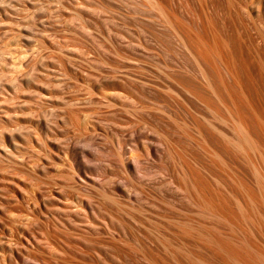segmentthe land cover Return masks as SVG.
<instances>
[{
    "label": "rangeland",
    "instance_id": "rangeland-1",
    "mask_svg": "<svg viewBox=\"0 0 264 264\" xmlns=\"http://www.w3.org/2000/svg\"><path fill=\"white\" fill-rule=\"evenodd\" d=\"M234 15L227 0H0V264H148L120 251L138 245L171 264L157 234L180 240L174 222L190 205L184 172L200 175L230 212L233 226L212 225L264 253V231L251 223L264 213V143L238 151L227 142L237 134V94L195 46L208 21L229 40L254 35ZM140 134L154 149L132 179L144 197L129 217L100 185L106 167L123 183L131 169L95 157L99 184L84 189L64 148L79 140L83 151L108 155L116 139L132 151ZM161 164L168 170L155 173ZM88 198L109 211H89ZM256 205L258 214L249 210Z\"/></svg>",
    "mask_w": 264,
    "mask_h": 264
},
{
    "label": "bare ground",
    "instance_id": "bare-ground-1",
    "mask_svg": "<svg viewBox=\"0 0 264 264\" xmlns=\"http://www.w3.org/2000/svg\"><path fill=\"white\" fill-rule=\"evenodd\" d=\"M257 3L258 2H254V0H227V4L231 10V14H235L234 16L236 17V20L235 18L234 20H238L239 25L249 24L253 29L254 35H250L249 38H246L245 40L243 39L245 38L246 34L243 33L245 34L243 36V34L239 32L241 31V29H239L238 31V23L236 24V22L234 24L237 26V28H235L236 26L234 27V32L237 33L238 31L239 33L236 35L233 32L234 35H236V37H234L233 39L231 38V35L230 38L233 41L229 40V37L224 38L217 33L215 26L211 21L206 22L203 33L205 35L200 33L198 35L196 34L195 36V46L200 47L197 49H200L198 52L196 50L197 58L203 60L212 69H218L219 71L224 72L223 74L226 75L230 82L228 84H225L224 81H221L222 86L224 87V89L229 90L230 93H232V91L234 90L237 94V101L234 102L236 103L234 111L235 115L234 118L232 117L236 122L235 129L237 134L235 133V138H232L233 140L230 139L227 140V142L238 151H243L247 147L256 148L264 143V8H262L261 3ZM235 29H237V31H235ZM249 33L251 34V31ZM241 36L243 38H241ZM246 40L250 42V49H248V51H246L248 42H246L245 46ZM141 137L143 138L144 135L140 134L139 139H141ZM112 139L113 138H111V140ZM143 139H145V137ZM83 141L88 146L89 144H92L93 139L86 138ZM78 142L80 141L75 140L72 145H66L64 148L65 151L72 156V160L77 164V168L75 167L77 169V174L73 173L71 179H76L77 182H79L81 186L84 187V189L87 188L90 183L99 184V182H96L93 177L94 175H96V170L94 165L91 164V162L94 161V158L99 156L107 157L110 162L114 163L125 174L128 169H131V173L134 174L135 177H123V183L121 182V180L118 181L117 179L120 175L113 174L110 169L106 167L104 169V173L107 174L108 180L105 183L101 184L100 187L102 188L101 196L104 197V199H109L112 201L115 206L113 210L116 213L119 214V212H123V214H125L126 216L128 215L129 217H132L133 211L136 209L137 212V209L140 208L139 205L142 204L141 200L144 197V193L132 186L131 182L132 179L138 178L142 165H144L145 161L149 159V156L154 149L153 145L148 142V140L142 141L141 139L137 141L138 147H134L132 151H126L124 149V145L114 139L113 144L115 146V149L112 150V153H109L107 155L106 151L102 154H91L83 151L84 148L80 147L78 145ZM262 147L264 146L262 145ZM126 154H129L127 158H125ZM217 156H219V154L216 155L215 153V157ZM89 168H93L92 173H90ZM143 168L147 170V167ZM157 169L158 171H155V173H164L168 170L164 164L159 165ZM88 173L89 175H87ZM109 173L110 176H108ZM147 173H150V171ZM182 181L186 199L188 200V203L190 205L189 211L183 214L184 218L176 220L174 222L175 231L173 232V236L179 238L180 240L178 242H176V240L172 242L170 239L166 238L165 235H161L160 233L157 234L159 237L157 238V240L161 243L162 250L169 256L170 263L264 264L263 251L253 247L252 245L254 243L251 245L252 241L249 243L247 241L248 238H241L242 240L240 239L238 242H235L233 238L227 235H223L221 232H219L220 229L215 228L214 225H212L213 223L219 222L225 225L226 223H228L230 227L233 226L231 225L233 223H230L232 222L229 216L230 212L228 214L223 203L220 200L216 199L218 197H214L206 190L207 188L200 175L191 172H184ZM168 183L177 186L175 188L180 187V184L176 183L173 178H170ZM111 184L114 188V192L118 193H114L113 191L109 192L104 189L105 185ZM243 187L244 186H242L241 188L243 189ZM245 190L247 191L246 188ZM249 191L251 190L249 189ZM246 193H248V191ZM249 194L250 193L246 194L247 197L250 196ZM3 195H0V197H3ZM116 195H120L121 197L125 198V205L118 201V197ZM250 197L249 199L251 202ZM2 203H4V201L1 202V205ZM85 205L89 211H93L95 209H106L103 203L97 202V205H95L91 198L87 199ZM251 208L249 210L252 213H256V210L259 209L258 207L256 209H254L255 207H253L252 209ZM139 210L140 209H138V211ZM106 211H109V209H106ZM262 212V208L261 211L259 209V214H261L259 216L257 215L251 223H254L253 228H255L259 232L262 231L263 233L264 213L262 214ZM251 219H253V216L249 218V220ZM207 220L210 223H207ZM106 229V232H108L114 239L115 236L111 232L112 229ZM232 230L233 229H231V232ZM31 243L30 241L27 242V244L29 245H31ZM120 251L125 255H132L133 253H135L141 256L143 259L147 260L148 264H164L163 262H161V260L150 259V252L148 250L145 251L139 245L130 248V251ZM17 253L15 254L17 255ZM33 264H35V262H33Z\"/></svg>",
    "mask_w": 264,
    "mask_h": 264
}]
</instances>
